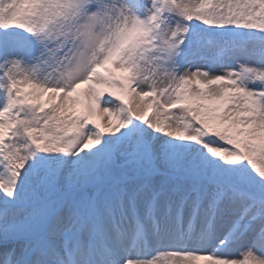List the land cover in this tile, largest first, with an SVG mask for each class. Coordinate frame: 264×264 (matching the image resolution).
Listing matches in <instances>:
<instances>
[{
    "label": "snow or ice",
    "instance_id": "obj_1",
    "mask_svg": "<svg viewBox=\"0 0 264 264\" xmlns=\"http://www.w3.org/2000/svg\"><path fill=\"white\" fill-rule=\"evenodd\" d=\"M0 264H264V0H0Z\"/></svg>",
    "mask_w": 264,
    "mask_h": 264
}]
</instances>
